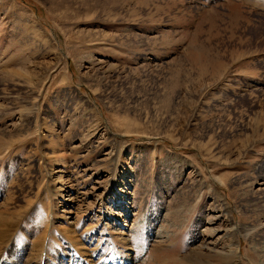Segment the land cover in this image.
<instances>
[{
    "label": "rangeland",
    "instance_id": "1",
    "mask_svg": "<svg viewBox=\"0 0 264 264\" xmlns=\"http://www.w3.org/2000/svg\"><path fill=\"white\" fill-rule=\"evenodd\" d=\"M0 264H264V0H0Z\"/></svg>",
    "mask_w": 264,
    "mask_h": 264
}]
</instances>
